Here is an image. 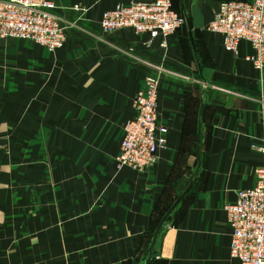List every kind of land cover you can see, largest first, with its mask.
Wrapping results in <instances>:
<instances>
[{
  "label": "crops",
  "instance_id": "0c3cea01",
  "mask_svg": "<svg viewBox=\"0 0 264 264\" xmlns=\"http://www.w3.org/2000/svg\"><path fill=\"white\" fill-rule=\"evenodd\" d=\"M48 1L69 25L59 49L0 40V264H140L191 175L148 264H238L223 205L262 163L251 145L264 129V67L244 60L247 43L229 53L206 31L221 0H171L184 23L163 47L99 31L101 14L129 0ZM153 74L165 147L150 170L117 169L121 125Z\"/></svg>",
  "mask_w": 264,
  "mask_h": 264
},
{
  "label": "built area",
  "instance_id": "2783aa9c",
  "mask_svg": "<svg viewBox=\"0 0 264 264\" xmlns=\"http://www.w3.org/2000/svg\"><path fill=\"white\" fill-rule=\"evenodd\" d=\"M53 8L48 0H0V40L29 41L47 52L59 49L69 25L52 12ZM71 10L77 19L85 12L80 5L71 6ZM183 23V16L172 9L171 0H129L104 11L98 28L103 35L129 30L135 35L147 34L150 40L159 36L163 47V39ZM206 31L219 34L224 51L229 53L236 52L238 43H247L252 54L244 60L255 70L263 69L264 0L219 1ZM158 86V75H145L142 89L132 99L133 116L121 125L114 158L117 169L125 167L137 173L150 170L158 160L157 152L165 147L167 129L157 124ZM251 149L262 158L261 165L253 170V185L236 190L234 200L223 205L230 230L229 256L238 264H264V129Z\"/></svg>",
  "mask_w": 264,
  "mask_h": 264
},
{
  "label": "water",
  "instance_id": "95a60500",
  "mask_svg": "<svg viewBox=\"0 0 264 264\" xmlns=\"http://www.w3.org/2000/svg\"><path fill=\"white\" fill-rule=\"evenodd\" d=\"M192 178H193V175L190 176L189 178V183L187 185V187L185 188V190L183 191V193L178 197V199L175 201V203L187 192L188 188L190 187L191 185V181H192ZM171 205V207L166 211V213L163 215V217L160 219L157 227L155 228V231H154V234H153V238H152V241L148 247V254H147V257L140 263V264H148L149 261L151 260V258L154 256L155 252L153 250V243H154V238H155V235L157 234L162 222L165 220V218L167 217V215L169 214V212L171 211L172 207L174 206V204Z\"/></svg>",
  "mask_w": 264,
  "mask_h": 264
}]
</instances>
